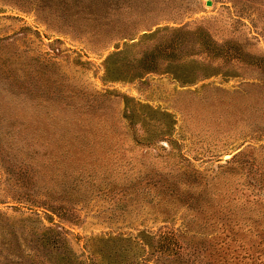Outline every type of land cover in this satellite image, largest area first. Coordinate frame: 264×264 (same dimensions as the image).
I'll return each instance as SVG.
<instances>
[{
    "label": "rangeland",
    "instance_id": "obj_1",
    "mask_svg": "<svg viewBox=\"0 0 264 264\" xmlns=\"http://www.w3.org/2000/svg\"><path fill=\"white\" fill-rule=\"evenodd\" d=\"M0 216L81 264H264V0H0Z\"/></svg>",
    "mask_w": 264,
    "mask_h": 264
},
{
    "label": "trees",
    "instance_id": "obj_2",
    "mask_svg": "<svg viewBox=\"0 0 264 264\" xmlns=\"http://www.w3.org/2000/svg\"><path fill=\"white\" fill-rule=\"evenodd\" d=\"M15 220H8L6 217L0 216V261L1 264H6L7 262H15L20 263L23 262L24 258H29V264H81L80 259L76 257V254L63 243V240L58 236V234L52 233L48 234L49 231L42 230V232H34L33 234H25L23 231H19V223L14 226ZM20 222V221H19ZM21 224V223H20ZM240 224V223H239ZM232 226H225V222L222 221L221 231L223 232L221 241L228 242V240L235 242L238 241L237 245L243 248L242 241L237 238L235 232L232 231ZM51 229V228H46ZM45 231V232H43ZM162 234V233H161ZM7 235V237H6ZM163 235V234H162ZM7 238V240H6ZM13 242L8 247H14V243L16 245H20V242L26 241L29 247L31 248L27 252L14 253L15 256L13 259H8V255L4 254V248H7V242ZM169 241V245H172V252L176 249L171 240ZM166 244H158L157 249L163 250ZM4 247V248H3ZM228 243H226L225 248H228ZM113 249V248H112ZM234 249V248H233ZM117 249L114 248L113 251ZM179 251V250H178ZM209 252V250L207 251ZM205 252V253H207ZM6 253V252H5ZM12 253V252H9ZM229 252H223L221 254V259L223 261L230 260L231 256L237 258V254H232L229 257H226V254ZM112 255V256H111ZM111 256V257H108ZM202 256V253L200 254ZM243 254H241V258ZM106 259V264H142L139 260H128L122 259L121 253L114 255L113 253H107L104 255ZM241 258H238V261H242ZM232 261V260H230Z\"/></svg>",
    "mask_w": 264,
    "mask_h": 264
}]
</instances>
